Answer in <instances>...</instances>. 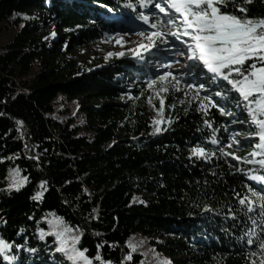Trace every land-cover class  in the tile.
Returning <instances> with one entry per match:
<instances>
[{
  "label": "trees",
  "instance_id": "16d2710c",
  "mask_svg": "<svg viewBox=\"0 0 264 264\" xmlns=\"http://www.w3.org/2000/svg\"><path fill=\"white\" fill-rule=\"evenodd\" d=\"M244 6L247 16L264 17V0ZM225 10L232 11L231 5ZM142 11L147 13L136 0H0V239L13 245L6 251L17 258L11 264H70L53 253V235L39 239L41 230L50 231V214L79 228L78 247L90 258L99 251L111 264H154L156 254L172 264H251L252 259L259 264L250 258L258 247L249 246L245 235L264 227L259 202L247 212L237 193L255 200L245 185L256 191L263 186L250 179L248 169L264 172L218 151L230 136L239 146L228 151L243 157L253 149L257 139L243 143L235 136L250 131L243 123L247 114L215 97L218 106L205 116L196 101L187 103L184 81L182 91L161 94L162 112L155 89L125 101L126 80L157 74L112 58L114 65L74 79L80 68L74 70L64 45L45 40L30 26L31 15L39 12L76 48L112 39L124 29L122 21L137 19ZM219 107L235 116L221 115ZM154 119L171 123L154 133ZM213 128L219 145L210 143ZM197 143L215 155L190 159L189 149ZM17 169L27 181L8 191L9 175ZM38 192L40 199H33ZM138 238L145 246L130 250L128 241ZM129 253L131 259H125ZM0 264L9 261L0 255Z\"/></svg>",
  "mask_w": 264,
  "mask_h": 264
},
{
  "label": "snow or ice",
  "instance_id": "6c2138e0",
  "mask_svg": "<svg viewBox=\"0 0 264 264\" xmlns=\"http://www.w3.org/2000/svg\"><path fill=\"white\" fill-rule=\"evenodd\" d=\"M248 3H251V0H136V4L141 9L147 10V13L143 11L139 13V20L153 29L147 33L143 31L139 33L147 43L141 42L138 50L148 51L156 46L158 40L168 43L167 37L180 41L184 49L180 50L179 54L186 56L191 62L186 65L183 76H175L170 71H164L154 79L147 81V88L155 89V95L160 97L161 107L158 112H162L165 105L161 94L182 91V79L184 80L183 89L187 90L184 92V95L188 97L187 103L196 101V110L201 111L205 116L208 115L209 108L218 106L219 100L214 103L215 97H219L225 103L233 102L236 108L247 113L248 120L243 121L250 128L247 138L257 139L258 142L246 157L238 156L236 152L227 150L231 149L234 144L239 146V141L231 136L228 138L230 142L220 146L218 151L222 156H230L245 164H258L260 171L264 172V17L247 16L248 9L244 5ZM229 5L232 11L225 10ZM126 6L133 7L131 3ZM51 35L54 36L55 32ZM116 43H122L119 34H116ZM123 54V52H109L107 56H122ZM134 54L138 55L139 51ZM193 68L199 71L193 73ZM205 69L206 83L200 82L199 79L201 72ZM184 77L191 79L192 82H188V79ZM212 87L219 88L220 91L211 93ZM206 89L209 90L208 93L201 96V92ZM189 93H191L190 97ZM149 103H151V98ZM219 111L221 115L235 116V112L229 111L226 107H219ZM17 123L22 122L17 121ZM162 123H171V119L167 121L154 119V133L164 131L160 127ZM204 124L212 127L207 119L204 120ZM215 133L216 129L213 128L209 140L211 144L219 145L221 142ZM212 155H215V152H209L200 143L189 149L190 159L195 157L208 160ZM248 171L253 173L250 175L251 180L264 183V174H255L252 169ZM26 181L27 177L21 178L19 170H14L9 187L19 190ZM44 183L42 181L41 186ZM245 187L248 188L251 196L255 197V200L247 196L240 197L237 193L238 202L247 208V212H254V205L259 202L261 225H264V189L256 191L249 185ZM40 197L41 193L38 192L33 199H40ZM205 208L211 210L207 206ZM50 215L52 218L47 221L50 231L45 233L41 230L40 240H44L46 235H53L57 244L55 251L62 253L70 264H93V259L100 261L101 264H111V262L102 260L99 251L94 258H90L86 254L87 249L78 247L81 240L79 228L70 226L62 217L55 214ZM235 218L233 216V219ZM252 223L256 225L255 220ZM245 235L249 246L258 247L257 251L250 250V258L257 257L259 264H264V227H261L260 233H257L256 228L253 227ZM12 246L4 239H0V255L4 260L9 261V264L17 259L15 256L6 254ZM128 246L132 251H136L138 247L131 241ZM16 247L20 246L16 245ZM100 247L102 245L98 244L97 249L99 250ZM29 251L35 252L36 250L29 249ZM125 259H131V253ZM161 264H171V261L164 260ZM251 264H257L256 259H252Z\"/></svg>",
  "mask_w": 264,
  "mask_h": 264
},
{
  "label": "rangeland",
  "instance_id": "374dc122",
  "mask_svg": "<svg viewBox=\"0 0 264 264\" xmlns=\"http://www.w3.org/2000/svg\"><path fill=\"white\" fill-rule=\"evenodd\" d=\"M32 20L30 21L31 28L35 29L37 33H40L43 38L50 40H57L60 41L63 46V49L67 52L68 58L71 60L72 64L75 65L74 70L77 71L80 68V71L75 74L74 79L79 77L80 73L83 72H90L96 69H103L114 65L112 63V58H118V63L123 61L135 62L136 64L147 68L148 71L155 73L157 75L162 74L164 71H170L175 76H183L185 71V67L187 64L191 63L187 60L186 56L180 55V50L184 49V45L180 43V41L175 40L173 37H167L168 43L161 42L162 45L157 47H153L148 51L138 50V45L143 42L147 43L144 37H141L139 33L141 31L147 33L149 31H153L149 25L144 24L139 18L137 19H130L123 22L124 29L120 31L119 34L122 40V43H116V35L105 42H98L88 46H81V47H72L64 42L62 37V33L60 32L59 28L55 25L54 21L47 20L42 14L39 12H34L32 15ZM151 18V17H150ZM138 27H143L145 29L139 31L136 30ZM55 32V35H51V33ZM45 39V40H47ZM187 39V38H185ZM2 43V33L0 31V44ZM139 51L138 55L134 53ZM109 52L117 53L123 52L122 56L113 55L108 57L107 54ZM107 57V58H106ZM167 65H171V67H167ZM199 71L197 68H193L192 72L196 73ZM152 76V75H151ZM206 78V71L203 70L200 74V81H203ZM125 79V77H122ZM154 79V78H153ZM184 79H188V82H192L191 79L184 77ZM126 80V79H125ZM126 99L125 101H134L138 98V93L145 92L147 88V81H135L133 79L126 80ZM182 81H184L182 79ZM207 82V81H206ZM205 82V83H206ZM212 87L211 89H213ZM208 90V89H207ZM209 91V90H208ZM102 103H109L107 101H103ZM246 113V112H245ZM247 114V113H246ZM240 139L243 143L249 139L247 135H235ZM251 140V139H249ZM253 149H249L243 157L248 156ZM253 173H251L252 175ZM255 174H258L256 172ZM10 177L7 180V189L8 191H18L15 188H10L9 185L12 183V176L13 172L10 173ZM21 178L23 176L20 175ZM255 183H259L264 188V183H260L257 181L252 180ZM25 185V183L19 188V190ZM132 242L139 247L145 246V241L141 238L138 239H130L128 241ZM142 242V243H141ZM129 247V246H128ZM130 249V248H129ZM53 253L56 255V258L62 260L59 257L55 248L52 249ZM131 250V249H130ZM154 264H161L163 260L156 254L154 257ZM64 263V262H63ZM70 263V262H69ZM172 264V263H171Z\"/></svg>",
  "mask_w": 264,
  "mask_h": 264
},
{
  "label": "water",
  "instance_id": "95a60500",
  "mask_svg": "<svg viewBox=\"0 0 264 264\" xmlns=\"http://www.w3.org/2000/svg\"><path fill=\"white\" fill-rule=\"evenodd\" d=\"M143 29H145V28H143V27H138L136 30L141 31V30H143Z\"/></svg>",
  "mask_w": 264,
  "mask_h": 264
}]
</instances>
